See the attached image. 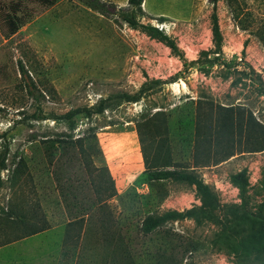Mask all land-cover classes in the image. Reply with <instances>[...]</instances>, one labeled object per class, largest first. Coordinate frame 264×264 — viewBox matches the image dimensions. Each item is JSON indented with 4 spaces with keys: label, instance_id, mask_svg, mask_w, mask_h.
<instances>
[{
    "label": "rangeland",
    "instance_id": "374dc122",
    "mask_svg": "<svg viewBox=\"0 0 264 264\" xmlns=\"http://www.w3.org/2000/svg\"><path fill=\"white\" fill-rule=\"evenodd\" d=\"M101 1L110 6V15L103 16L78 0H57L49 8L26 1L25 10L32 13V19L11 38L0 29V152L8 158V170L1 175L0 217L13 204L26 212L36 209L51 226L46 232L0 247V264L264 263V151L238 154L219 165L198 169L219 198L214 221L171 222L146 235L142 223L148 216L182 212L200 206V201L195 188L184 183L147 180L135 122L146 108L166 106L175 158L187 165L193 160L200 95L225 107H244L246 114L253 112L264 125V94L259 96V89L264 92V47L252 29L245 31L237 25L227 0H218L215 8L210 0H145L142 24L163 31L182 55L118 21L117 11L127 9L129 0ZM239 2L245 12L253 14L256 24L264 22V0ZM8 4V0L3 2V12L8 11ZM214 13L223 36V59L238 64L239 70L251 66L263 85L254 84L250 77L233 87L237 76L224 80L218 67L209 76L198 66L185 71V62L198 60L203 51H215ZM21 65L29 77L22 74ZM177 75V81L165 85L162 92L94 118L117 196L105 211L86 219L82 228L69 227L73 216L40 143L45 136L55 137L63 131V124L26 120L25 114L35 113L39 105L48 116H62L75 108H90L117 92L134 93L147 80L172 81ZM30 79L39 92H45L41 104L26 91ZM241 142L244 147L245 140ZM235 143L240 144L238 139ZM20 158L27 168L22 186L12 191L10 177ZM67 169L80 202L90 206L94 194L83 183L88 178L83 167L75 163L70 168L65 163ZM244 170L246 212L240 209L244 203L240 188L231 181Z\"/></svg>",
    "mask_w": 264,
    "mask_h": 264
},
{
    "label": "trees",
    "instance_id": "16d2710c",
    "mask_svg": "<svg viewBox=\"0 0 264 264\" xmlns=\"http://www.w3.org/2000/svg\"><path fill=\"white\" fill-rule=\"evenodd\" d=\"M4 1L0 0V13L3 15L2 20L0 18V29L3 30L4 36L7 38L17 34L32 19V13L25 10L26 1L48 8L57 3V0H8V11L3 12ZM78 1L103 16L110 15V6L101 0ZM210 1L215 8L218 0ZM144 2L145 0H129L127 9L117 11L118 21L133 29L142 30L150 37L165 43L176 54L182 55L174 40L163 31L151 25L142 24L141 18L145 17ZM227 2L234 13L237 25L245 31L252 29L251 31L264 47V22H260L259 25L256 24L253 14L248 11L245 12L239 0H227ZM212 21L215 51H203L198 60L190 63L185 62V71L190 67L198 66L200 71H205L209 76L212 69L218 67V74L224 80H228L234 75L237 76L232 83L233 87H237L244 79L250 77H252L251 80L254 84L259 82L260 85H263L262 80L251 66L247 65L244 70H239L238 64L223 59L221 54L223 36L216 13L213 14ZM211 55H214L213 59H209ZM20 68L22 74L28 76L25 67L21 65ZM247 70L250 72H247ZM179 75L172 81L147 80L134 93L117 92L102 98L90 108H75L62 116H48L39 105L35 113L25 114L26 120L36 122L53 120L63 124V131L56 134L55 137L45 136L40 143L49 166L53 168L52 176L55 179L57 188H60L66 207L73 216L72 221L68 224L69 227L78 225L82 228L86 219L92 220L98 212L105 211L108 202L117 196L115 181L105 162L104 153L98 139L99 127L95 125L94 118L103 115L108 110L117 109L123 104H136L162 92L163 87L175 83ZM25 88L34 101L41 104L45 92H39L36 82L31 79L29 82L26 81ZM49 93L50 91H46V94ZM263 94V90L259 89V96ZM196 105L193 160L188 165L177 161L175 158L168 137L169 114L166 106L154 104L146 108L135 121L145 166L144 175L147 180L150 182L171 181L184 183L195 188L196 196L200 201V206H194L182 212L170 210L160 215L148 216L142 223V232L146 235L171 222L184 220L214 221L220 208L219 198L211 186L206 184L198 175V169L219 165L238 154L264 151V125L256 119L253 112L249 111L246 114L244 107H225L216 104L210 97L203 95L199 96ZM154 109L157 110L153 112ZM86 120L87 126H80L81 122ZM77 130H79L78 134ZM236 139L240 143L238 146L235 143ZM242 140H245L246 143L244 147H242ZM7 160V153L0 152V190L4 187L1 175L8 170ZM65 163L70 168L75 163L81 164L83 167L88 177L83 183L89 186L94 194V198L90 199V206L80 202L79 195L75 193L71 183L73 178L68 173V169L64 170ZM14 164L15 168L10 177L12 191L20 189L19 186L27 168L24 158H20ZM63 181H65L67 187H65ZM231 181L240 188L241 198L244 201L240 209L246 212L247 171L244 170L233 175ZM69 198L72 200L68 201ZM32 208L34 207L30 209ZM237 209H235V212H237ZM2 213L3 216L0 217V247L46 232L51 228L46 217L41 216L36 209L26 212L22 207L12 204L7 211L2 210ZM67 236H69V231H67Z\"/></svg>",
    "mask_w": 264,
    "mask_h": 264
}]
</instances>
